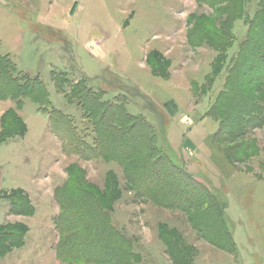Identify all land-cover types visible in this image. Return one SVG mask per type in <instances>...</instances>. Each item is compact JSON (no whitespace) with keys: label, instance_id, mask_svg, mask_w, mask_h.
<instances>
[{"label":"rangeland","instance_id":"rangeland-1","mask_svg":"<svg viewBox=\"0 0 264 264\" xmlns=\"http://www.w3.org/2000/svg\"><path fill=\"white\" fill-rule=\"evenodd\" d=\"M254 1L247 7L250 15ZM193 14L218 18L197 0H0V57L10 58L19 75L42 80L52 108L73 116L78 127L81 110L58 92L59 77L87 82L106 100L123 99L129 113L155 128L160 150L226 206L236 251H224L225 261L232 255V264H243V253L250 258L257 253L264 264V128L239 140L214 138L219 121L210 109L227 70L213 78L218 52L208 45L188 46ZM247 24L236 23L227 60L245 38ZM15 105L0 99V236L9 235L12 225L27 232L20 245L4 255L0 251V264H61L56 221L67 204L59 199L80 185L104 192L109 175L116 176L121 193L112 205L114 224L148 251L140 264H175L176 258L179 264H202L208 258L198 255L196 244L210 243L200 238L189 215L139 199L115 162L63 152L47 113L30 99L21 110ZM243 146L250 158L237 161L232 155ZM15 192L29 199L31 214L11 210ZM161 226L173 239L185 240L184 258L175 250L173 260Z\"/></svg>","mask_w":264,"mask_h":264},{"label":"trees","instance_id":"trees-1","mask_svg":"<svg viewBox=\"0 0 264 264\" xmlns=\"http://www.w3.org/2000/svg\"><path fill=\"white\" fill-rule=\"evenodd\" d=\"M253 1L197 0L216 11L218 18L204 15L199 18L194 14L190 17L196 23L193 26L190 23L188 46L197 49L208 45L218 52L213 78L227 70L223 89L210 109L219 121V131L214 136L218 140H239L264 128V0H256L255 12L250 15L247 7ZM241 20L248 23L245 38L237 52L227 60L234 47L233 31ZM55 83L59 93L78 105L82 128L73 116L52 108L42 80L28 74L19 75L10 58L0 57V99L12 100L19 110L26 99L37 104L40 111L48 114L50 131L62 142L63 152L87 161L115 162L124 169L128 186L139 199L166 210L184 212L190 216L200 238L220 250L236 251L226 206L210 187L185 173L160 150L152 125L141 116L129 113L123 99L106 100L104 94L89 87L87 82L72 84L65 74ZM67 85L71 87L67 88ZM17 132L23 135L25 129L19 128ZM249 150V147H240L232 156L237 161V156L245 161L250 158ZM109 178L104 192H93L80 185L70 193L71 196L67 194V198L59 199L67 204L56 221L60 237L56 255L61 264H140L148 255L138 239L114 224L112 205L121 193L116 176L109 175ZM10 199L11 210L16 214L33 212L24 193L15 192ZM162 226L160 233L169 245L170 255L176 250L184 258L186 255L180 244L185 240L173 239ZM10 227L9 235L0 236L3 255L20 245L27 232L25 227ZM172 258L174 260L173 255ZM178 260L176 258L175 264H179Z\"/></svg>","mask_w":264,"mask_h":264},{"label":"crops","instance_id":"crops-1","mask_svg":"<svg viewBox=\"0 0 264 264\" xmlns=\"http://www.w3.org/2000/svg\"><path fill=\"white\" fill-rule=\"evenodd\" d=\"M229 214H231V213H229ZM196 246H198L199 249L201 248L200 250H198V255H201L202 252L204 253L205 256L209 255L207 259H204L201 262L202 264L205 262H207V264H214L213 261L211 260L212 258L217 260V262L215 264H232L231 263V257H230L232 255L229 254L230 255L229 256L230 261L228 262V261H225V258H224L226 252L224 253V251H221V250L215 248L214 246H211L210 244L208 245V244L201 243V242H198V244H196ZM243 256H244V259H246V262L243 261L244 262L243 264H247V263L248 264H252V263L253 264H260L257 260L258 259L257 253H256V256H254L256 258V261H255L254 257H252V258H250L249 256L246 257V255H244V253H243ZM195 260L196 259H194V261ZM197 263L198 262L196 261V263H194V264H197ZM234 264H238V262L234 261Z\"/></svg>","mask_w":264,"mask_h":264}]
</instances>
